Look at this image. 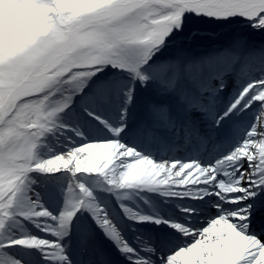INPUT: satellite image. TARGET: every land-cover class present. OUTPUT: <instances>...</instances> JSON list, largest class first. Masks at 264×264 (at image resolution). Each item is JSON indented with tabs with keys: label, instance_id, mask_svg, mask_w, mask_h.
Returning <instances> with one entry per match:
<instances>
[{
	"label": "snow or ice",
	"instance_id": "obj_1",
	"mask_svg": "<svg viewBox=\"0 0 264 264\" xmlns=\"http://www.w3.org/2000/svg\"><path fill=\"white\" fill-rule=\"evenodd\" d=\"M0 264H264V0H0Z\"/></svg>",
	"mask_w": 264,
	"mask_h": 264
},
{
	"label": "rangeland",
	"instance_id": "obj_2",
	"mask_svg": "<svg viewBox=\"0 0 264 264\" xmlns=\"http://www.w3.org/2000/svg\"><path fill=\"white\" fill-rule=\"evenodd\" d=\"M34 177L38 176V174H33ZM56 176H61V177H66V174L60 173V174H54ZM44 177H39L37 179V191H40L42 194V201L45 203V205L49 208L52 209H56V210H62L63 206H64V202H65V195L64 193L67 190V186L69 183V179L68 178H64L61 179L55 183H52L51 181H48L46 183H41V180H43ZM119 206V205H117ZM126 206H132L130 204L126 205ZM133 210H135V208H133ZM122 212V210H121ZM102 238L103 237V233H100ZM41 236H44L43 233L40 234ZM45 238L48 239H55L54 237L51 236H47ZM106 245H110L109 241L104 240ZM103 241V242H104Z\"/></svg>",
	"mask_w": 264,
	"mask_h": 264
},
{
	"label": "bare ground",
	"instance_id": "obj_3",
	"mask_svg": "<svg viewBox=\"0 0 264 264\" xmlns=\"http://www.w3.org/2000/svg\"><path fill=\"white\" fill-rule=\"evenodd\" d=\"M145 211H148V209H145Z\"/></svg>",
	"mask_w": 264,
	"mask_h": 264
}]
</instances>
